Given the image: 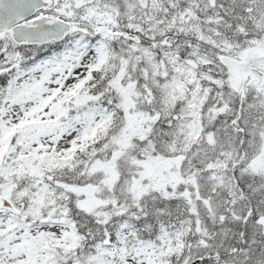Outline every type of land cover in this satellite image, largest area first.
I'll return each mask as SVG.
<instances>
[{
    "label": "snow or ice",
    "instance_id": "1",
    "mask_svg": "<svg viewBox=\"0 0 264 264\" xmlns=\"http://www.w3.org/2000/svg\"><path fill=\"white\" fill-rule=\"evenodd\" d=\"M0 264H264V0H0Z\"/></svg>",
    "mask_w": 264,
    "mask_h": 264
}]
</instances>
